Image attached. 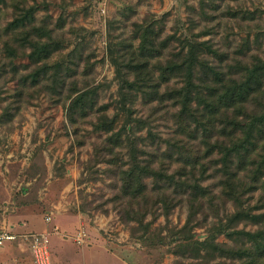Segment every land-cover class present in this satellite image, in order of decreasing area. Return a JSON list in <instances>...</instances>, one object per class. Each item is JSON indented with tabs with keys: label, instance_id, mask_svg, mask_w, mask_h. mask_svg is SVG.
<instances>
[{
	"label": "rangeland",
	"instance_id": "obj_1",
	"mask_svg": "<svg viewBox=\"0 0 264 264\" xmlns=\"http://www.w3.org/2000/svg\"><path fill=\"white\" fill-rule=\"evenodd\" d=\"M30 9L16 28L13 22ZM138 24L154 29L159 40L174 37L148 63L149 84L160 83L165 96L161 102L130 87ZM34 27L49 35H27ZM201 41L217 50L215 63L225 71L264 58V0H0V228L10 222L3 217L12 211L7 201L32 185L35 200L42 194L40 203L49 199L81 216L75 242L103 246L115 264H248L250 251L264 246L260 191L226 188L221 198L190 206V188L182 185L187 178L205 176L202 185L218 195L217 180L210 171L178 172L174 161L161 164L172 180L143 174L148 199L132 201L125 192L126 172H142L178 129L181 105L170 96L183 77L162 78L167 58L184 57L188 43ZM36 66L49 70L33 85L28 75ZM86 93L87 114L71 108ZM103 113L114 120V131L99 126ZM114 132L124 146L108 141ZM229 247L249 254L233 258ZM92 256L87 253L88 264H101Z\"/></svg>",
	"mask_w": 264,
	"mask_h": 264
},
{
	"label": "trees",
	"instance_id": "obj_2",
	"mask_svg": "<svg viewBox=\"0 0 264 264\" xmlns=\"http://www.w3.org/2000/svg\"><path fill=\"white\" fill-rule=\"evenodd\" d=\"M32 14L33 10H28L27 15L15 20L13 24L16 28L24 25ZM143 27L138 24L140 31L137 30L136 34L140 42L138 49L131 51L134 62L129 67L132 68L133 80L128 83L132 88H139L144 95L149 93L150 96H147L151 100L161 102L165 96L160 95V83L154 86L149 84L152 81L149 75L153 71L148 63L150 58L163 54L162 51L174 37L169 35L159 40V33ZM39 31L49 35L44 27L29 29L27 35L36 36ZM36 44L35 41L31 42L33 49ZM188 44L191 47L188 54L181 57L176 53L172 59L167 58L168 65L163 67L161 74L164 80L172 74L183 77V87L170 96L181 105L178 129L169 138L166 150L152 155L142 171L145 173L136 168L126 172L125 192L131 196L132 201L148 199L150 196L143 182V174H152L158 180L163 177L172 180L175 175L166 170L161 171V164L168 165L177 161L180 163L178 172L188 171V168L194 176L196 173L202 176L210 171L217 180L216 188L220 189L218 195L208 191L202 185L204 175L194 181L187 178L182 185L190 188L186 193L190 206H195L205 198H221L226 188L232 194L240 190L243 194L260 191L264 196V58H256L251 66L240 64L234 73L232 70L225 71L215 63L217 50L212 49L207 41ZM209 54L212 55L211 59ZM48 70V67L36 66L28 75L32 84L40 82L41 76H46ZM167 72L169 75H166ZM87 96V93L76 96L71 108L80 107L87 114ZM113 121L105 113L99 116V126L107 133L115 130ZM183 135L185 138L180 137ZM119 136L114 132L108 141L122 147L125 143ZM192 146L196 150L194 154ZM157 188L162 186L158 184ZM248 250L229 247L228 255L244 258L249 254ZM250 255L252 257L248 264H264V246L254 252L250 251Z\"/></svg>",
	"mask_w": 264,
	"mask_h": 264
},
{
	"label": "crops",
	"instance_id": "obj_3",
	"mask_svg": "<svg viewBox=\"0 0 264 264\" xmlns=\"http://www.w3.org/2000/svg\"><path fill=\"white\" fill-rule=\"evenodd\" d=\"M22 186L19 187L22 194L16 193L13 196V201H7L11 203L12 211L3 217H10V222L6 220L5 223L8 224H1L0 231L3 229L11 231L17 235V238L5 242L2 246L0 264H36L28 238L30 233L48 234L53 264H86L87 253H92L93 262L115 264V261L106 255L103 246L84 245L86 238H80L84 242L79 245L77 241L79 235L78 238H75L76 242L74 241L72 234H79L80 230L78 231V229L82 225L79 214L67 210L65 205L58 206L55 202H50L49 199L47 203L42 204L39 202V199L44 200L42 194L37 201L34 198L36 194L33 191V186ZM47 216H51L50 220H47Z\"/></svg>",
	"mask_w": 264,
	"mask_h": 264
},
{
	"label": "built area",
	"instance_id": "obj_4",
	"mask_svg": "<svg viewBox=\"0 0 264 264\" xmlns=\"http://www.w3.org/2000/svg\"><path fill=\"white\" fill-rule=\"evenodd\" d=\"M51 216H47L50 220ZM17 235L8 230L0 231V253L5 242L15 240ZM28 238L31 242L34 260L36 264H53L50 252V239L47 233H30ZM131 264V263H128Z\"/></svg>",
	"mask_w": 264,
	"mask_h": 264
}]
</instances>
